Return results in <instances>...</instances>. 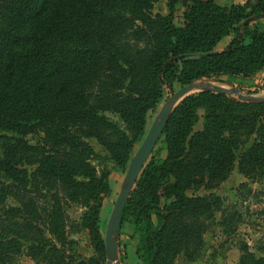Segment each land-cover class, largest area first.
<instances>
[{"label": "trees", "instance_id": "16d2710c", "mask_svg": "<svg viewBox=\"0 0 264 264\" xmlns=\"http://www.w3.org/2000/svg\"><path fill=\"white\" fill-rule=\"evenodd\" d=\"M178 1L166 0L161 15L151 13L156 0H0V264L23 251L44 264H102L99 208L110 186L90 160L125 168L164 86L254 80L264 72V0H182L176 25ZM259 90L264 85L246 94ZM199 110L203 124L194 130ZM32 134L34 143L26 138ZM91 138L106 153L97 154ZM160 140L122 213L139 264H174L180 254L196 260L218 212L223 234L235 231L240 213L214 190L235 163L246 178L237 191L251 193L249 183L264 178V100L191 94L173 109ZM34 180L57 184L85 207L78 226L88 232L92 256L70 252L56 200L44 219L30 196L5 203L9 188L26 195ZM240 250L239 264H264L247 244Z\"/></svg>", "mask_w": 264, "mask_h": 264}, {"label": "rangeland", "instance_id": "374dc122", "mask_svg": "<svg viewBox=\"0 0 264 264\" xmlns=\"http://www.w3.org/2000/svg\"><path fill=\"white\" fill-rule=\"evenodd\" d=\"M222 1L223 0H217V3L223 4ZM182 12V0H179L175 5V11L173 14V21L176 25L181 24ZM151 13L165 15L167 13L166 0H156V2L153 4ZM261 20L264 22V19ZM228 39L229 36L222 38L218 42L216 48H223L228 42ZM223 79L225 81L227 78L223 77ZM224 81L213 83L228 87H235L236 85L240 84L243 86L242 93L246 94L247 92L254 91L256 88H261V86L264 85V72L254 80H241L237 78L231 79L232 83H227ZM179 88L180 87L177 85H175L172 89L168 86H164V96L161 99L158 107L147 113L145 118V133L143 137L135 142L133 152L125 168L116 166L111 160L108 159L103 160L102 162H99L97 158L90 160V163L97 171V176H101L103 172L108 173L107 179L110 186V192L101 199L98 220L99 230L103 236V239L111 209L122 187V182L133 154L144 139L151 122L153 121L162 104L174 91L178 90ZM250 95L264 96V90L250 93ZM105 114L112 120L120 123L119 118L115 114ZM198 115L199 119L194 126V130L202 128L203 111L199 110ZM26 138L31 143L36 142L38 139V137L33 134L28 135ZM160 139L156 143L153 149L154 151L163 147V143ZM88 143L92 146L97 154L106 153L94 138L88 139ZM164 154V151L160 152L161 156H164ZM151 155L152 153L150 156ZM243 181H246V178L238 173L237 164L235 163L233 170L231 171L227 180L222 182L214 190L217 195L225 197L228 200V204H230L232 207H235V210L240 213L241 218L237 223L235 231L230 235L223 234V232L220 230V226L218 225L220 212L216 213L215 222L203 235L204 247L199 258L189 262L185 260L183 254H180L177 256L174 264H239L240 257L242 255L240 248L243 243L247 244L249 250L254 252L255 255H264V178L259 182L249 183L248 186L251 189V193H247L245 190L237 191L238 185ZM2 182L5 184L8 183L4 180H2ZM8 193L9 194L6 196L5 203L11 206L18 205V200L22 199L23 197H32L36 203V206L38 207L39 214L41 215L42 219H44L46 211H50L52 200H56L67 217L65 221V230L68 237L67 239H70L73 242L70 246V252L74 253L75 255H81L84 258H88L94 254L87 230L78 226L80 217L84 212L85 207L69 201L65 195V192L60 186L47 181L39 182L38 180H34L32 182V187L29 189L26 195L17 193L11 188H9ZM199 194L203 195L204 193L200 192ZM41 218L38 219V223H42ZM23 230L24 234L22 235L25 237L27 235L26 228ZM116 242V260L113 262V264H139L135 254L137 238L133 234L132 226L124 223V225L119 228ZM67 249H69V246ZM8 264L44 263L26 256L25 252L23 251L21 254L14 255ZM102 264H106V258Z\"/></svg>", "mask_w": 264, "mask_h": 264}, {"label": "water", "instance_id": "95a60500", "mask_svg": "<svg viewBox=\"0 0 264 264\" xmlns=\"http://www.w3.org/2000/svg\"><path fill=\"white\" fill-rule=\"evenodd\" d=\"M211 91L230 95L238 100L244 101H261L264 96L243 94L236 87H228L213 82L195 81L180 87L174 91L162 104L156 116L151 122L146 135L135 153L133 154L127 167L122 187L115 199L113 207L108 218L105 229V250L106 264H113L116 260V237L121 225L122 213L127 202V199L135 186L137 178L152 153L156 143L162 135V131L171 115L173 109L187 96L196 93L197 91Z\"/></svg>", "mask_w": 264, "mask_h": 264}, {"label": "crops", "instance_id": "0c3cea01", "mask_svg": "<svg viewBox=\"0 0 264 264\" xmlns=\"http://www.w3.org/2000/svg\"><path fill=\"white\" fill-rule=\"evenodd\" d=\"M246 0H223L222 3L223 4H228V3H239V4H242L244 3ZM215 2L217 3V0H215Z\"/></svg>", "mask_w": 264, "mask_h": 264}]
</instances>
